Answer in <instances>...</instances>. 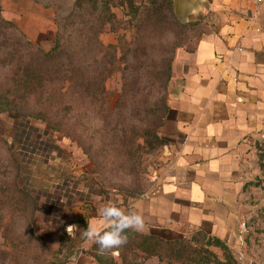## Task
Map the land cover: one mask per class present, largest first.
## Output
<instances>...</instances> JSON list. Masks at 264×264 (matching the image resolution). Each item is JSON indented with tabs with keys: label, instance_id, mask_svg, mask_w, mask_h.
<instances>
[{
	"label": "rangeland",
	"instance_id": "374dc122",
	"mask_svg": "<svg viewBox=\"0 0 264 264\" xmlns=\"http://www.w3.org/2000/svg\"><path fill=\"white\" fill-rule=\"evenodd\" d=\"M132 2L0 0V264H170L131 238L101 255L82 232L104 203L133 210L167 176L165 125L185 65L221 56L227 26L255 29L264 43V1L199 0L183 21L173 0ZM262 131L230 248L239 264H264ZM198 232L140 234L208 247Z\"/></svg>",
	"mask_w": 264,
	"mask_h": 264
},
{
	"label": "crops",
	"instance_id": "0c3cea01",
	"mask_svg": "<svg viewBox=\"0 0 264 264\" xmlns=\"http://www.w3.org/2000/svg\"><path fill=\"white\" fill-rule=\"evenodd\" d=\"M227 28L221 56L194 54L200 69L185 65L165 125L167 176L132 207L144 216L145 233L171 239L202 231L234 252L251 143L264 126V43L255 29Z\"/></svg>",
	"mask_w": 264,
	"mask_h": 264
},
{
	"label": "trees",
	"instance_id": "16d2710c",
	"mask_svg": "<svg viewBox=\"0 0 264 264\" xmlns=\"http://www.w3.org/2000/svg\"><path fill=\"white\" fill-rule=\"evenodd\" d=\"M88 1L97 4L98 0H78V7H85ZM130 6H133L132 0ZM59 43L57 39L56 45L48 52L43 53V55L51 58L59 50ZM0 112H2V109H0ZM159 141L163 144L166 143L165 138H161ZM198 233H201L206 238V245L208 247L212 245L217 246L223 251L222 259L208 247L196 248L190 245V243L186 244L183 240H164L158 236L140 234L131 229L126 230L125 234L128 236V239L138 240L130 244L131 246H135V248L137 247L139 250L144 251L148 256H158L161 259L167 260L170 264H180L182 260L186 264H239L232 254L230 247L222 239L202 231Z\"/></svg>",
	"mask_w": 264,
	"mask_h": 264
},
{
	"label": "clouds",
	"instance_id": "9594fccd",
	"mask_svg": "<svg viewBox=\"0 0 264 264\" xmlns=\"http://www.w3.org/2000/svg\"><path fill=\"white\" fill-rule=\"evenodd\" d=\"M77 228L69 225L66 229L69 236ZM142 233L147 226L144 216L136 210H125L114 203L106 202L98 209V218L87 221V227L83 230V238L91 244L98 246L99 254L103 255L114 251L127 244L126 230Z\"/></svg>",
	"mask_w": 264,
	"mask_h": 264
},
{
	"label": "water",
	"instance_id": "95a60500",
	"mask_svg": "<svg viewBox=\"0 0 264 264\" xmlns=\"http://www.w3.org/2000/svg\"><path fill=\"white\" fill-rule=\"evenodd\" d=\"M175 14L180 20H185L199 5V0H173Z\"/></svg>",
	"mask_w": 264,
	"mask_h": 264
},
{
	"label": "built area",
	"instance_id": "2783aa9c",
	"mask_svg": "<svg viewBox=\"0 0 264 264\" xmlns=\"http://www.w3.org/2000/svg\"><path fill=\"white\" fill-rule=\"evenodd\" d=\"M256 2H262V1H264V0H255Z\"/></svg>",
	"mask_w": 264,
	"mask_h": 264
}]
</instances>
